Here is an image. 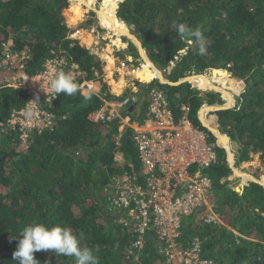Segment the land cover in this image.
Instances as JSON below:
<instances>
[{"label":"trees","instance_id":"16d2710c","mask_svg":"<svg viewBox=\"0 0 264 264\" xmlns=\"http://www.w3.org/2000/svg\"><path fill=\"white\" fill-rule=\"evenodd\" d=\"M118 1L104 0L103 5L116 14ZM69 4V0H0V57L12 43L13 52L26 53L24 71L28 75L41 73L49 60L64 57L65 70L75 75L76 82L96 81L98 93L91 94L87 102L80 91L73 96L61 93L52 103L41 101L43 109L53 115L54 127L32 133L25 146L8 119L13 111L25 107L29 95L21 89H0V264H15L19 235L34 222L83 233L82 244L93 249L99 264H166L154 229L146 232L138 260L129 257L130 243L137 235L115 223L124 213L112 215L107 210L106 188L131 171L130 164L138 170L139 160L131 129L125 130L117 144L118 117L95 122L90 115L103 107L104 100L113 103L134 94L113 95L103 79L102 60L92 49L72 41L73 31L65 17ZM87 10L89 14L91 10ZM117 15L134 27L147 56L160 69L175 62L168 78L171 82L213 68L231 72L225 85L241 90L236 104L229 110L210 111L208 117L213 112L219 121L221 117L230 121L223 133L241 143L238 163L251 160V154L264 159V0H125ZM174 23L193 28L202 25L211 41L208 54L198 55L195 44L181 40ZM125 40L133 49L129 52L134 62L140 58L138 49ZM115 41L112 47L126 58V43L122 37ZM155 82L168 95L176 114L180 105L190 107V119L201 130L206 129L199 110L206 103H222L220 94L213 92L205 102L203 93L198 90L197 97L190 83L173 87L158 80L150 84L137 81L138 94L148 91L149 97V91L157 88ZM145 98L133 103V109H125L123 116L143 123L149 109ZM209 121L217 127L215 117ZM210 137L215 141L212 134ZM117 155H122L124 164L117 161ZM204 172L214 186L211 201L228 227L203 221L194 225L195 216L185 217L180 241L191 243L198 237L203 242L200 258L213 264H264V187L249 183L240 193L229 181L221 183L233 174L224 149H218V163ZM33 255L38 264H75L72 257L43 250Z\"/></svg>","mask_w":264,"mask_h":264},{"label":"built area","instance_id":"2783aa9c","mask_svg":"<svg viewBox=\"0 0 264 264\" xmlns=\"http://www.w3.org/2000/svg\"><path fill=\"white\" fill-rule=\"evenodd\" d=\"M11 46L12 43H8L0 57V78H3L0 89H21L29 95L25 107L13 111L8 119L11 128L18 129L19 141L26 146L32 133L41 134L54 127L53 115L40 103H52L57 98L47 91L49 82L58 70L66 71L67 60L64 57L51 59L41 73L28 75L24 71L26 53H15ZM80 90L84 95L95 94V83L84 82ZM149 97L150 105L143 123L123 117L122 109L135 101L134 97L117 104L105 102L91 117L95 122L118 117L117 144L125 130L131 129L139 160L138 170L130 164L131 171L113 179L106 188L107 210L112 215L124 213L115 223L137 235L130 243L129 257L143 249L146 232L154 229L166 264H213L200 258L202 240L195 237L185 244L180 239L185 217L195 216L194 225L203 221L226 227L220 214L214 211L216 204L210 200L214 195L213 182L203 174L205 169L218 163L217 145L206 131L193 124L188 105H180L176 114L165 91L153 88ZM28 110L33 113L30 118L25 114ZM116 158L124 164L122 156ZM193 165L199 167L195 174L191 173Z\"/></svg>","mask_w":264,"mask_h":264},{"label":"rangeland","instance_id":"374dc122","mask_svg":"<svg viewBox=\"0 0 264 264\" xmlns=\"http://www.w3.org/2000/svg\"><path fill=\"white\" fill-rule=\"evenodd\" d=\"M86 1H88V3L91 2L92 4L94 3L93 4L94 7H91V8H93V10H95V11L91 10L89 12V14H88V10H87V7H86L87 5H85L84 3L78 2L76 0H73L74 3L71 5V2H70V5L67 8L68 10L65 12V17L67 19V22L72 26V31H73L72 34L73 35H72L71 39H72V41L77 39L79 41V43H80V44L78 43L80 46L88 47L89 49H92V51L95 54L100 55V58L102 57L101 59H103L105 61V63H106V66H105V68H106L108 64L109 65H112V64L110 62H108L107 59H105L104 55L107 54V55H110L112 57L111 48H113L112 46L116 45L117 42L115 41L116 36L114 34H112V32H109L106 28H104L102 26V24L100 22V18H99V16H97L98 15L97 12H98V10H101V9H106V10L112 11V12H113V10L111 8H108L105 5H103L104 0H86ZM120 3L121 2L118 1L117 8H119V4ZM84 8H86V9H84ZM75 9H77L80 14L78 12L76 13ZM124 25H125V23H124ZM100 29L105 30V33H101ZM106 39L108 40L107 43L109 44V46H107V45L104 46V44H103L104 40H106ZM122 39L125 42L126 41L125 39H128V37L123 35ZM126 42H127V45H129V49L131 51H133V49L131 48V45L128 43V41H126ZM102 48H104L103 51H101ZM129 49H127L126 53L124 54L126 56V58L123 56V54L118 55L117 54L118 52L113 49V54L116 57V59L118 60V62L119 63L122 62L121 64H117V62L114 60L115 61L114 67H110V69L112 70V74L114 75L113 78H114L115 82H119L120 80H118V79H119L120 75H123V73H124L125 77L124 76H122V77L125 78L126 82L128 81L127 86L125 85V83H124V85H122L123 87H125L124 88L125 90L120 92V93L115 91L114 87L112 86L111 93H113L115 96H122V95H124V94H126L128 92H133L134 85H135V87L138 90H140V88H139L140 86L138 84L136 85L134 83L135 80L150 82L153 79V76H156L154 71H153V69H152V67L149 66L148 64H146V61L142 57L141 54H140L141 57L138 58V59L136 58L135 61L133 62V59L131 60V58H130L131 57L130 55L132 53L129 52ZM153 66L156 67L157 70H159V71H161L163 73L162 77H163L164 80H166L167 78L164 76L165 75L164 74L165 70L158 68L157 65H155V64H153ZM149 67H151V68H149ZM132 68H134L133 72L131 71ZM114 69H116L115 74H114ZM121 69H122L123 72H121ZM135 69L139 70L140 74L148 73L150 75V77H149L150 80H145L140 74H139L140 76H136V70ZM124 70H125V72H124ZM211 70L212 69L207 70L203 74L198 75V76H202V77L206 76L207 79L210 80L209 82L211 84L215 85L216 87H220V88H222L225 91L230 92L233 95L234 105H235L236 101H237V95L240 92H235L236 88L229 89L231 87H228V86L225 85L227 83V81H228V83L230 82V80H229V76L230 75H227L225 73V76H224L225 79H223V76H220L218 73H214ZM229 73H231V72H229ZM112 74H110V77L112 76ZM167 77L170 78V75L168 74ZM189 77H193V76H186V78H189ZM104 79H106V77H104ZM111 81H113V80L111 79ZM131 82H133V86L132 87H130L131 86V84H130ZM234 85L236 86V84H234ZM154 87H157V88L160 89L159 85L156 84V82L154 84ZM193 88L194 89L199 88L201 90V92L203 93L202 96L206 97V101L205 102H207L209 100V98H208V93L209 92L216 93L213 90H207L204 87L197 86V85H194V84H193ZM244 90H245V88H244ZM147 94H148V91H147V93L146 92L143 93V91H142L140 94H138L136 96L137 101L140 98L141 99L145 98L147 96ZM195 95L198 97V93L195 92ZM220 96L223 98L222 94H220ZM145 99L147 100L148 104L150 105V98L147 96ZM219 99L221 100V98H219ZM223 99L226 101L225 98H223ZM226 103L224 102L223 104H214V105H226ZM207 106H213V105H209L208 103L204 104V107H207ZM233 106H231V107H233ZM231 107H229V108H231ZM221 118L222 119L219 121L220 130L222 132H224L227 129V124H230V121L228 119L223 118V117H221ZM251 156H253L251 158V160L247 161L249 163L244 162V163H241V164L238 163V157H237V159H236L237 160V164H236V168L234 170H235V172H236V170H239V171L242 170L246 175L247 174L250 175L255 180L257 179L258 181L264 182V175L261 178L259 177L260 174H264V159L261 158L260 154H257V155L256 154L255 155L251 154ZM231 159H233V157ZM198 171H199V167L197 165H193L191 167V173L195 174ZM203 174H205V172H203ZM233 175H234V173L228 179H223L222 182L224 183L226 180L229 181V185L232 186L236 190L239 189V188L246 187L248 185L247 183H249V182H247L246 184L241 186L242 183H244V181H242L243 179L240 178L241 176L240 177H236V179H235L233 177ZM217 207L218 206L216 205V208ZM214 211L216 212L217 210L214 209ZM216 213L219 215L218 212H216ZM221 221L223 222L222 219H221ZM184 222H186V219H184ZM226 227H228V226L226 225ZM133 256H134V258H133L134 260H138V253L137 252L135 254H133Z\"/></svg>","mask_w":264,"mask_h":264},{"label":"clouds","instance_id":"9594fccd","mask_svg":"<svg viewBox=\"0 0 264 264\" xmlns=\"http://www.w3.org/2000/svg\"><path fill=\"white\" fill-rule=\"evenodd\" d=\"M117 11H118V8H117ZM117 17H118V15H117ZM118 19H119V17H118ZM119 20H121V19H119ZM173 27L176 28L177 34L181 40L188 41L190 43L195 44V46H196L195 51L198 55L205 56L208 54V46L210 45L211 41L207 36L204 35L205 29L203 28L202 25H198V26L193 28V27L186 26L185 24H175L174 23ZM104 33H105V30H104ZM122 38H123V36H122ZM124 43H126V45H127L126 41ZM127 47L129 49V45H127ZM176 59H178V57H176ZM171 63H173L175 65V62H171ZM192 75H193V72L186 74L185 76H192ZM166 78H168V77H166ZM157 79L158 78H154L152 80V82H154ZM137 81H139V80H135L134 83L136 84ZM84 82H87V80L83 81L79 85L76 82L75 75L72 72L64 71V70H58L56 72L55 76L50 80L49 88L47 91L55 94L56 97L61 93L65 94L67 96H73L77 92L80 91V93L84 96V101L87 102L91 99V94H85L84 95L81 92L80 86ZM91 82L95 83V89H96V81H91ZM190 84L192 85V89L194 91H196L197 93H198V90L201 91L199 88L194 89L193 84L192 83H190ZM133 88H134L133 92H131V93H133L134 98H136L135 95H137L139 93V90L135 87V85ZM94 95L98 96V93H96V90H95ZM117 97H120V96H117ZM132 98H130V99H132ZM220 98H221L222 103L218 102V104H223L224 102L225 103L227 102L222 97H220ZM105 102H108V101L104 100L103 107L105 106ZM120 102H122V101H117V102H113V103L108 102V103L117 104ZM32 103L35 104V103H37V101L32 102ZM133 103L134 104L137 103V98L135 101H132V104ZM237 105H238V103H237ZM123 112H124V110L122 109V113ZM199 113H200V110H199ZM199 113H198V117H199ZM25 114L29 118L33 115V113L30 110L26 111ZM93 114L90 115V119H91ZM209 115H214V114H213V112H211V113H209ZM123 117H129V116H123ZM215 118L217 120V130L223 136L228 137V139L230 141V145H231L232 139L227 134H224L220 130L219 120L216 116H215ZM203 127L206 129L204 131H206L209 135L212 134L211 132H209L207 130V128L204 125H203ZM213 142L217 145V151H218V149H224V148H221L219 146V143H217L216 138H215V141L213 140ZM117 156H120V155H117ZM237 157H238V153H235V160L237 159ZM236 164H237V160H236ZM221 183H223V182L221 181ZM249 183H247V184H249ZM243 188L245 189V187H243ZM210 200H211V198H210ZM212 203H213V201H212ZM19 236L22 238L19 239L17 250L13 253V261L15 262V264H38V261H36L34 259L33 253L37 252V251H42V250L46 251V252H52L56 256L63 255V256H67V257H72V258H74L75 264H99V257L94 254L93 249L82 244L84 234L80 233L79 235H76L72 232V230L70 228L61 227L59 225L48 228L47 226H45L43 224H39V223L34 222V223L24 227Z\"/></svg>","mask_w":264,"mask_h":264},{"label":"bare ground","instance_id":"6f19581e","mask_svg":"<svg viewBox=\"0 0 264 264\" xmlns=\"http://www.w3.org/2000/svg\"><path fill=\"white\" fill-rule=\"evenodd\" d=\"M78 1H80L81 3H84L85 5H87L90 8L94 7V5H93L94 3L93 4L91 2L88 3V1H86V0H78ZM91 9H92V11H95V10H93V8H91ZM98 12H99L98 14H99V17H100V21L109 27V29L112 31V34H114L116 36H119V37H121L123 35H129V31L127 30L128 28H126L127 26H125L123 22H121L120 20L117 19L115 13H112L111 11H108L106 9L98 10ZM140 53H141L142 57L145 59L146 63L149 66L152 67L156 77L164 80L163 77H162L163 73L161 71L157 70L156 67L153 66L154 63H151V61H150L149 57L147 56L145 50L142 49L140 51ZM104 57L108 61L112 62V57H109L107 54L104 55ZM213 72L214 73H218L220 76H223V79H225V77H224L225 73H226L225 71H223V72L222 71L221 72L213 71ZM226 74L227 75H231L228 72ZM144 75L148 76L149 74H145L144 73ZM186 79L189 82H191L192 84H194V85L204 87L207 90H213L216 93H220V94L223 95V98L226 99V101H227L226 105H213V106H207L206 108H204V106H203L204 109L202 108L203 110L199 113V117H200L203 125L206 128H208L210 131L216 132V134L219 135V133L215 129V126L214 125H210L209 123H207V121L204 118L208 116V112H210V111L228 109L229 107L233 106L234 105L233 95L230 92L225 91L222 88L216 87L215 85L211 84L209 82L210 80H208L206 76L202 77V76H195L194 75L193 77H189V78H186ZM143 82L146 83L145 81H143ZM124 83L125 82L123 80L118 86V85H115V83L113 82L114 90L118 92L120 90L119 87H122V85H124ZM235 92H241V90L239 88H236ZM218 137H219L220 145L221 146H225L228 149V151L230 152V149L228 147L229 146L228 145V141L225 139V137H222V136H218ZM236 174H238V175H236L237 177L241 176V178L246 179V180L252 179L250 175H248V174L246 175L244 172L239 171V170H236ZM260 184H262L264 186V182H262ZM239 189H241V188H239Z\"/></svg>","mask_w":264,"mask_h":264},{"label":"crops","instance_id":"0c3cea01","mask_svg":"<svg viewBox=\"0 0 264 264\" xmlns=\"http://www.w3.org/2000/svg\"><path fill=\"white\" fill-rule=\"evenodd\" d=\"M78 1V0H77ZM78 2H80V1H78ZM89 10H92L90 7H88V6H86ZM84 9H86V8H84ZM102 10V9H101ZM76 11V13L78 12L79 13V11L76 9L75 10ZM97 12V11H96ZM112 12V11H111ZM99 12H97V14H98ZM113 13V12H112ZM80 14V13H79ZM78 14V15H79ZM98 16H99V14H98ZM100 18V17H99ZM101 22V21H100ZM69 24V23H68ZM101 24H102V26L104 27V28H106L109 32H112L110 29H109V27L107 26V25H105L104 23H102L101 22ZM71 28H72V26L71 25H69ZM100 32L101 33H104V30L103 29H100ZM116 36V35H115ZM116 37H119V36H116ZM107 39L106 40H104V46L105 45H107V46H109V44L107 43ZM73 42H75V44L76 43H79V41L77 40V39H75ZM80 44V43H79ZM113 49L114 50H116L115 48H111V53H112V62L111 61H108V62H110L112 65H107V69L105 68V74L103 75V79H104V77H106V79H104V81L107 83V85L109 86V90L111 91L112 90V86L114 87V85H113V82L115 83V85H118L119 86V84L123 81V80H125V76H124V73H123V75H120V77H119V79L118 80H120L119 82H115V80H114V78H113V74H112V70L110 69V67H114V63H115V61L117 62V64H120L119 62H118V60L116 59V57L114 56V54H113ZM104 50V48H102V50L101 51H103ZM140 52V51H139ZM141 53H139V55H140ZM147 54V53H146ZM99 58H100V55H98V54H96ZM109 57H111L110 55H108ZM140 57H141V55H140ZM102 58V57H101ZM100 58V59H101ZM131 58V60L133 59V57H130ZM102 61H103V63L105 64V66H106V63H105V61L103 60V59H101ZM115 60V61H114ZM147 64V63H146ZM149 68H151V67H149ZM136 70V69H135ZM132 72L134 71V68H132V70H131ZM115 72H116V69H114V74H115ZM121 72H123L122 71V69H121ZM124 72H125V70H124ZM110 74H112V76L110 77ZM139 73V70H136V76H142L145 80H150L149 79V77H150V75L147 77H145V75L144 74H140ZM145 74H148V73H145ZM106 75V76H105ZM122 76H124V77H122ZM153 78H157L156 76H153ZM111 79L113 80V81H111ZM125 82V85L127 86V83H128V81L126 82V80L124 81ZM146 83H148V82H146ZM131 84V86L130 87H132L133 86V82H131L130 83ZM129 86V85H128ZM120 88V90L118 91L119 93L120 92H122V91H124L125 89V87H119ZM204 108H206V107H204ZM203 108V109H204ZM202 109V110H203ZM201 110V111H202ZM206 121H207V123H209L210 125H213L210 121H209V117L207 116V117H205L204 118ZM215 129L217 130V127L215 126ZM212 132V131H211ZM217 132L219 133V131L217 130ZM214 134H215V136L217 137V139H218V142H219V137L218 136H222V137H225V139L228 141V147H229V149H230V152L228 151V149L225 147V146H221L220 145V143H219V146L221 147V148H224V149H226L227 151H228V154L230 155L229 156V161H230V163L232 164V166L234 165V160H235V152H233L232 151V149H231V145H230V141H229V139L226 137V136H223V135H221L220 133H219V135H217L216 134V132H213ZM232 155V156H231ZM233 157V159H231ZM253 157V156H252ZM246 163H249V162H246ZM235 171V170H234ZM242 171V170H241ZM243 172V171H242ZM236 175H238V174H236V172H234V175H233V177L236 179ZM264 174H260L259 175V177L261 178L262 176H263ZM241 178V177H240ZM252 179H249V180H246V179H243V178H241V179H243L242 181H244V183H242V185L241 186H243L244 184H246L248 181H253V182H257V183H262V181H258L257 179L255 180L253 177H251ZM242 189V188H241Z\"/></svg>","mask_w":264,"mask_h":264},{"label":"water","instance_id":"95a60500","mask_svg":"<svg viewBox=\"0 0 264 264\" xmlns=\"http://www.w3.org/2000/svg\"><path fill=\"white\" fill-rule=\"evenodd\" d=\"M70 2H71V0H69ZM125 0H121L120 2L122 3V2H124ZM116 14H117V10H116ZM98 16V15H97ZM116 17H117V15H116ZM117 19H118V17H117ZM119 20V19H118ZM121 21V20H120ZM121 22H123V21H121ZM123 23H125V22H123ZM125 25L127 26V28H128V31H129V35H125L126 37H128V39L131 41V43H133L136 47H137V49H138V51L140 50H142V49H144L145 50V52H146V49L143 47V43H142V41H140V39L137 37V35L134 33V31H135V29H134V27H132V26H128L126 23H125ZM150 59V58H149ZM150 61H151V63H153L152 62V60L150 59ZM155 65H157L158 66V64H156V63H154ZM159 67V66H158ZM174 67H175V65L173 64V63H170V64H168L165 68H163V70H165V77H167V75L169 74V73H171L172 71H173V69H174ZM211 71H219V72H221V71H225L226 73L228 72L227 70H222V69H219V68H213ZM229 73V72H228ZM229 74H231V75H233L232 73H229ZM198 76V75H201V74H197L196 72H193V75L192 76ZM161 84H163V85H169V86H173V87H175V86H180L181 84H184V83H191V82H189L187 79H186V76L185 77H183V78H181V79H179L177 82H171L168 78L166 79V80H162V79H157ZM140 81V80H139ZM141 82V81H140ZM152 82V81H151ZM151 82H148L147 84H150ZM130 106H132L131 107V109H133L135 106H133L132 105V103H128L124 108H123V110H125V109H129V107ZM130 109V110H131ZM225 109H223V110H218V111H224ZM226 110H229V109H226ZM217 112V111H216ZM200 119V118H199ZM202 125H203V123H202ZM207 130L209 131V132H211L208 128H207ZM212 134H213V136L217 139V137L215 136V134L213 133V132H211ZM220 133V132H219ZM222 135V134H221ZM228 138V137H227ZM217 143H219L218 142V139H217ZM240 148H241V143L238 141V140H232L231 141V149H232V151L233 152H235V153H238V151L240 150ZM225 151H226V154H227V158H228V164H229V166L231 167V169H232V172L234 173L235 171H234V169L236 168V160L234 161V166H232V164L230 163V161H229V154H228V151L225 149ZM250 183H257V182H253V181H249ZM257 184H259V185H261L262 187H264L262 184H260V183H257ZM244 189V188H243ZM241 190V189H237L236 191L237 192H240V193H243V191L244 190Z\"/></svg>","mask_w":264,"mask_h":264}]
</instances>
